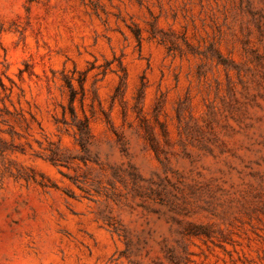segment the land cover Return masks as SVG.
Masks as SVG:
<instances>
[{"label":"rangeland","instance_id":"374dc122","mask_svg":"<svg viewBox=\"0 0 264 264\" xmlns=\"http://www.w3.org/2000/svg\"><path fill=\"white\" fill-rule=\"evenodd\" d=\"M0 264H264V0H0Z\"/></svg>","mask_w":264,"mask_h":264},{"label":"trees","instance_id":"16d2710c","mask_svg":"<svg viewBox=\"0 0 264 264\" xmlns=\"http://www.w3.org/2000/svg\"><path fill=\"white\" fill-rule=\"evenodd\" d=\"M71 95H72L71 96L72 100H74L72 91H71ZM70 112H71V115L73 116L74 115L73 111H70ZM76 126L78 130L79 140L84 141V139L87 138L89 135V127H88L87 119L80 121Z\"/></svg>","mask_w":264,"mask_h":264}]
</instances>
